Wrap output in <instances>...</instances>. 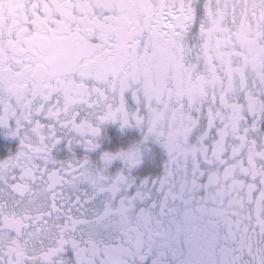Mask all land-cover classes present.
<instances>
[{
	"label": "snow or ice",
	"instance_id": "obj_1",
	"mask_svg": "<svg viewBox=\"0 0 264 264\" xmlns=\"http://www.w3.org/2000/svg\"><path fill=\"white\" fill-rule=\"evenodd\" d=\"M0 127V264H264V0H0Z\"/></svg>",
	"mask_w": 264,
	"mask_h": 264
},
{
	"label": "flooded vegetation",
	"instance_id": "obj_2",
	"mask_svg": "<svg viewBox=\"0 0 264 264\" xmlns=\"http://www.w3.org/2000/svg\"><path fill=\"white\" fill-rule=\"evenodd\" d=\"M130 94L126 93V96ZM131 103V101H130ZM6 129L0 127V159L6 158L8 155L18 150L19 140L15 137L6 136ZM142 139V132L136 127H127L121 129L119 122H108L102 126V135L100 147L90 155L93 160H98L104 151L116 152L119 149H127L130 145ZM148 151L144 152L141 163L133 169V174L138 176H146L156 174L162 169L166 155L162 147L154 142L148 141L146 144ZM76 155L82 156L84 150L79 146H74ZM54 155L58 159H65L71 155L63 143L53 150ZM123 167L120 160H114L110 165V171L115 172Z\"/></svg>",
	"mask_w": 264,
	"mask_h": 264
}]
</instances>
